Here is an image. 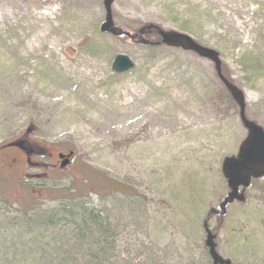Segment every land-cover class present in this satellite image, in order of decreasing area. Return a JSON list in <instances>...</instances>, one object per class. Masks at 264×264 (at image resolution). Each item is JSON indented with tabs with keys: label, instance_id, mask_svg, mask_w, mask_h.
<instances>
[{
	"label": "rangeland",
	"instance_id": "obj_1",
	"mask_svg": "<svg viewBox=\"0 0 264 264\" xmlns=\"http://www.w3.org/2000/svg\"><path fill=\"white\" fill-rule=\"evenodd\" d=\"M111 15L124 31L153 23L217 51L245 116L264 130V0H112ZM104 16L103 0H0V147L25 139L73 151L67 168L23 176L0 148V264L40 261L36 247L62 259L56 228L34 236L21 220L67 201L108 214L117 244L133 243V264H211L202 221L228 191L223 157L246 134L238 106L211 61L102 32ZM117 54L133 68L113 71ZM218 218L208 221L217 253L264 264V177L215 232Z\"/></svg>",
	"mask_w": 264,
	"mask_h": 264
},
{
	"label": "water",
	"instance_id": "obj_2",
	"mask_svg": "<svg viewBox=\"0 0 264 264\" xmlns=\"http://www.w3.org/2000/svg\"><path fill=\"white\" fill-rule=\"evenodd\" d=\"M112 0H103L105 16L100 24V31L108 32L116 36L124 35L133 42L143 45L163 44L168 47L180 48L191 51L199 57L208 59L214 64L217 77L238 106V115L242 126L246 130V135L238 145L235 155H228L222 159L221 173L226 180L228 192L220 201L217 207L210 208L203 220L202 226L205 231V246L208 248L211 264H230L228 259L222 258L216 251L215 234L208 227V219L211 215H223L226 206L234 200L244 201V189L249 185L251 178L264 176V130L256 122L245 116V101L243 92L221 73L220 59L218 52L212 48L197 43L189 35L175 30H165L156 24L148 23L141 26L134 33L122 30L114 25L111 15ZM154 30L159 36L158 41L145 39V32ZM133 61L126 55L117 54L111 62V69L117 73L128 71L133 68ZM72 152H69L67 157ZM60 157H63L60 155Z\"/></svg>",
	"mask_w": 264,
	"mask_h": 264
},
{
	"label": "trees",
	"instance_id": "obj_3",
	"mask_svg": "<svg viewBox=\"0 0 264 264\" xmlns=\"http://www.w3.org/2000/svg\"><path fill=\"white\" fill-rule=\"evenodd\" d=\"M146 35L157 36L154 30L147 32ZM120 185L121 191L119 192L121 194L133 196L127 193L124 185ZM103 191L113 194L115 190L113 187H109ZM72 194H74L73 191ZM67 197L69 196H66L65 199H68ZM33 213L34 215L31 217L21 220L25 223V226H22L25 227V233H33L36 236L47 231L49 227L56 228L57 232L55 233L60 246L54 249L53 256L60 255L63 258L51 261L53 257L49 256L52 253H45V248L36 247L40 261H7V264H133L131 261L133 243L129 241L122 245L117 244L118 233L108 214L103 216L97 210L86 205L69 204L68 201L51 209L35 210ZM217 217L219 218L214 228L215 232L221 226L220 218L222 216ZM37 229H41V231H37ZM28 251V254L32 253V250ZM123 253H126L127 256L123 257ZM138 264H150V262L139 261Z\"/></svg>",
	"mask_w": 264,
	"mask_h": 264
},
{
	"label": "flooded vegetation",
	"instance_id": "obj_4",
	"mask_svg": "<svg viewBox=\"0 0 264 264\" xmlns=\"http://www.w3.org/2000/svg\"><path fill=\"white\" fill-rule=\"evenodd\" d=\"M2 147H9L11 150H13L14 156L12 162L14 164H17L19 166V169H21L23 176H33L38 175V173H33L31 175H28L26 172L29 170H32L31 168L37 170L38 168L42 167H48L46 170L57 172L59 170H63L67 168L71 162L73 154L66 156L68 153H56L51 152L47 148L43 146H38L33 143H31L28 140L20 139L8 144H5ZM60 155H63V157H60ZM45 157L46 160H39L37 157ZM47 173V172H46ZM206 237V234H205ZM216 239V238H215ZM204 246H205V238H204ZM207 250L208 257L211 260V257L208 253V248L205 246Z\"/></svg>",
	"mask_w": 264,
	"mask_h": 264
},
{
	"label": "bare ground",
	"instance_id": "obj_5",
	"mask_svg": "<svg viewBox=\"0 0 264 264\" xmlns=\"http://www.w3.org/2000/svg\"><path fill=\"white\" fill-rule=\"evenodd\" d=\"M235 27V26H234ZM233 30V29H232ZM233 32H234V30H233Z\"/></svg>",
	"mask_w": 264,
	"mask_h": 264
}]
</instances>
